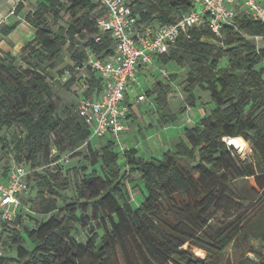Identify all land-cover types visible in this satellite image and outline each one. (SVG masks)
Returning <instances> with one entry per match:
<instances>
[{
	"label": "trees",
	"instance_id": "16d2710c",
	"mask_svg": "<svg viewBox=\"0 0 264 264\" xmlns=\"http://www.w3.org/2000/svg\"><path fill=\"white\" fill-rule=\"evenodd\" d=\"M128 2L142 28L176 23L194 8L193 0ZM105 14L98 0H42L25 17L35 29L33 41L19 56L0 53V133L14 130L10 144L0 141L13 144L17 166L32 171L31 196L13 221L3 223L0 264H211L245 239L257 241L260 250L250 247L234 264H264V48L247 38L263 36L264 26L240 11L236 25L220 36L208 27L191 29L155 58L162 68H188L185 97L207 113L182 128L173 150L145 160L113 137L94 147L105 137L92 138L78 106L61 108L55 100L50 72L60 78L69 73L65 88L79 86L74 91L80 101L103 92L104 79L89 61L114 54L112 34L99 27ZM17 27L6 26L1 34ZM166 81L145 93L155 96L164 127L177 122L169 103L174 77ZM241 137L250 145L245 160L228 144H244ZM84 146L86 165L59 163L79 156ZM44 164L49 168L43 172ZM135 177L142 183L140 203L129 188Z\"/></svg>",
	"mask_w": 264,
	"mask_h": 264
},
{
	"label": "built area",
	"instance_id": "2783aa9c",
	"mask_svg": "<svg viewBox=\"0 0 264 264\" xmlns=\"http://www.w3.org/2000/svg\"><path fill=\"white\" fill-rule=\"evenodd\" d=\"M98 1L106 10L105 16L99 20V27L112 34L115 50L107 59L91 58L89 61L91 69L104 79V89L99 98L82 99L78 106V113L91 129L92 138L110 135L119 141L120 133L127 128L126 121L130 112L124 104L126 93L133 84L138 85L141 68L148 67L168 80L171 73L158 66L155 58L167 54L180 36L189 30L208 27L220 36L225 27L236 25L240 11L264 26V4L259 0H193L194 8L189 13L176 23L156 29L139 25L128 0ZM247 38L257 43L264 41V35ZM147 99L144 93L139 95L137 102L146 103ZM56 153V149L52 150V155ZM69 161L66 156L59 163ZM31 174L32 171L27 167L17 166L6 180H0V235L3 223L13 221L20 209L24 208V199L31 196ZM4 256L0 242V259Z\"/></svg>",
	"mask_w": 264,
	"mask_h": 264
},
{
	"label": "rangeland",
	"instance_id": "374dc122",
	"mask_svg": "<svg viewBox=\"0 0 264 264\" xmlns=\"http://www.w3.org/2000/svg\"><path fill=\"white\" fill-rule=\"evenodd\" d=\"M42 0H2L0 3V53L11 52L14 56H19L21 49L29 42L33 41L35 37V29L31 27L26 21V15L33 11L37 3ZM264 3V0H261ZM22 5L19 11L15 10L18 5ZM18 24L17 29L8 36L1 34L2 29L6 26H13ZM34 33V36H33ZM258 48H264V41L254 42ZM66 64H72L70 60V55L65 51ZM222 66H227V61L223 60ZM262 67L264 68V62ZM162 68V67H161ZM163 69L174 77L173 83H168L172 92L169 95L170 107L173 114L177 116V122L164 127L161 123L162 111L157 106L156 98L154 95L148 97L146 103H138L136 101L140 94L146 93L148 90L152 89L150 82L155 84L159 80H164L161 78L160 74L154 73L153 70L147 71V75H140L138 77V84H133L127 92V99L133 104L131 110V115L128 116L127 130L120 133L119 144L120 148L131 149L138 148L139 153L145 160H150L152 158H160L162 155L173 150L175 145L179 141V137L182 136V128L184 126H194L200 122V120L207 113V109L197 102L194 106H190V100H187L184 94V81L188 75V68L180 67L176 64L169 65ZM52 77V82L55 88V100L57 104L62 108L64 106H79L80 100H78V95L74 90H80L79 86L71 91L65 88L66 81L70 78V74L67 73L63 78L58 77L54 72H50ZM79 76V73H78ZM167 84V81L164 80ZM203 101L206 100V96L202 94ZM190 107V109H189ZM14 130L4 129L0 133V138L6 139L7 144L12 142ZM20 132V131H18ZM111 137L110 135L105 136L104 139L95 142L94 147H100V142H106V139ZM242 138V137H241ZM241 148L236 149L235 153L243 160L248 159L251 155L250 145L248 142L242 138ZM239 142V141H238ZM231 146L232 141L228 140ZM240 143V142H239ZM232 147V146H231ZM151 150V151H149ZM80 155L76 157H70V163H64L67 166H74V168H81L86 165V158L88 155L87 147L84 146L80 150ZM18 163L15 160V154L13 151V144L9 147H5L4 141H0V177L2 172L5 170H10V172L17 167ZM49 167L43 165V172ZM75 172L71 171V174ZM133 182H130L129 188L134 200L140 203L142 196L140 194L141 180L139 177H135ZM73 196V189H70L64 194V199L69 200ZM63 202V201H62ZM222 216L219 214L218 217ZM82 239V238H81ZM245 245L240 247V245L232 244L230 245L216 260L211 264H234L237 262L242 254L247 253L248 249L251 247L254 251H259L260 247L257 241H249L245 239ZM26 247L31 249L32 245L30 242L26 243ZM195 253L201 257L205 258V253L199 249H195ZM248 254L255 258V254Z\"/></svg>",
	"mask_w": 264,
	"mask_h": 264
},
{
	"label": "crops",
	"instance_id": "0c3cea01",
	"mask_svg": "<svg viewBox=\"0 0 264 264\" xmlns=\"http://www.w3.org/2000/svg\"><path fill=\"white\" fill-rule=\"evenodd\" d=\"M10 1H13V0H10ZM33 36H34V33H33ZM158 65V64H157ZM159 66V65H158ZM150 69L148 68V67H143L141 70H140V73H139V75H142V76H144V75H147V71H149ZM150 84H151V86H153V84H152V82H150ZM139 85V84H138ZM136 87H137V85H136ZM130 89V88H129ZM128 89V90H129ZM141 95V94H140ZM128 104L129 105H131V107L129 108V110H130V112H129V115H131V110H132V108L134 107L133 106V104L130 102V101H128ZM136 104H138V102L136 101ZM128 115V116H129ZM128 122H130V121H128V117H127V121H126V124H128ZM128 128H126V130H127ZM182 136H180L179 137V139L181 138ZM137 150H138V148H137ZM149 151H151V150H149ZM138 153H139V150H138ZM139 155H140V153H139ZM4 180H6V178L4 179Z\"/></svg>",
	"mask_w": 264,
	"mask_h": 264
},
{
	"label": "bare ground",
	"instance_id": "6f19581e",
	"mask_svg": "<svg viewBox=\"0 0 264 264\" xmlns=\"http://www.w3.org/2000/svg\"><path fill=\"white\" fill-rule=\"evenodd\" d=\"M232 143H231V146L236 148V149H240L241 148V145L240 143L238 142V140H231Z\"/></svg>",
	"mask_w": 264,
	"mask_h": 264
},
{
	"label": "water",
	"instance_id": "95a60500",
	"mask_svg": "<svg viewBox=\"0 0 264 264\" xmlns=\"http://www.w3.org/2000/svg\"><path fill=\"white\" fill-rule=\"evenodd\" d=\"M229 144V143H228Z\"/></svg>",
	"mask_w": 264,
	"mask_h": 264
}]
</instances>
